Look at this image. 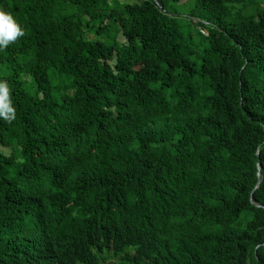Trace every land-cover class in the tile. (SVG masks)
<instances>
[{"label":"trees","instance_id":"16d2710c","mask_svg":"<svg viewBox=\"0 0 264 264\" xmlns=\"http://www.w3.org/2000/svg\"><path fill=\"white\" fill-rule=\"evenodd\" d=\"M0 11V264H264V0Z\"/></svg>","mask_w":264,"mask_h":264},{"label":"clouds","instance_id":"9594fccd","mask_svg":"<svg viewBox=\"0 0 264 264\" xmlns=\"http://www.w3.org/2000/svg\"><path fill=\"white\" fill-rule=\"evenodd\" d=\"M23 35V31L13 17L6 12L0 11V47H6L9 42L15 41ZM0 89L3 90L2 95H0V108L6 110L5 112H0V114L6 115V118H11L7 114L13 113L14 110L9 106L7 87L6 85H0Z\"/></svg>","mask_w":264,"mask_h":264},{"label":"rangeland","instance_id":"374dc122","mask_svg":"<svg viewBox=\"0 0 264 264\" xmlns=\"http://www.w3.org/2000/svg\"><path fill=\"white\" fill-rule=\"evenodd\" d=\"M180 14H182V12H180ZM184 15V14H183Z\"/></svg>","mask_w":264,"mask_h":264}]
</instances>
